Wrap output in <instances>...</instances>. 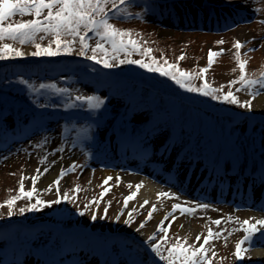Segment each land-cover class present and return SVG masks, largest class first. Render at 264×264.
<instances>
[{
	"label": "rangeland",
	"instance_id": "374dc122",
	"mask_svg": "<svg viewBox=\"0 0 264 264\" xmlns=\"http://www.w3.org/2000/svg\"><path fill=\"white\" fill-rule=\"evenodd\" d=\"M157 1L161 2L160 0ZM169 5L178 9L174 13V16L177 18L176 21L184 20L183 22L181 21L178 25H174L167 8ZM194 8L195 12L192 11ZM140 9L141 7L136 10L140 11ZM221 9L227 13L232 11L237 15L236 20L238 23L232 18H226L228 15L221 14V21L225 26L224 29L228 31H219L220 33L218 32V34L210 33L213 30L206 27L205 24H212L210 22L211 18L203 25L205 26L204 29H208L209 32H203L202 27L198 28L201 29V32L194 30L197 29L195 28L197 25H193L192 22L194 15L198 13V17L204 18L206 12L210 16L217 15ZM254 9H259V11L254 12ZM143 12V20L131 18L128 21L112 23L119 28L132 29L134 32H139L140 36L137 38L140 40L141 46L152 48V55L154 57L160 59L163 55L170 63H176L180 69L193 74L199 73L200 68L207 67L210 49L217 52L223 49L224 51L221 55L214 57V63L205 74L204 80L212 87L220 88L221 85H224L221 91L223 93H227L229 90L233 91L241 102L252 99V110L249 112L245 108L220 103L217 100L204 96L207 98L205 100L208 104L210 106H217L215 108L222 111V114L236 117L234 121L236 125L233 131L237 132V147L234 146V143L232 146L226 145L225 147V144L220 141V137L223 134L224 121L229 120L227 115L222 116L220 120L216 121L215 127L212 126V129H216L217 131L216 135L219 141H215L213 145L208 144L210 148H215L209 153L201 151L204 137L200 132L201 124L199 122H189L186 126L185 124L180 125L177 122V126L174 123V116L169 112L162 111L157 114L155 124L149 127L148 133L144 132L145 129H141L140 132L142 133H139L138 136L131 135V139L135 137L138 142L128 145L127 151L129 152L123 153L115 147L112 125L119 114H126V117L133 124L138 125L152 118L153 114L150 105L146 100V102L143 100L146 97L144 94L145 90L140 89L141 96L138 100L127 99L124 94H120L119 88L105 87L87 77V75H81L79 69H75V67L66 76L67 84L55 78L58 85L76 90L79 94L89 95L98 91V95L107 97L108 117L102 125H98L96 132L93 133L92 128L88 133H84L80 129L88 128L91 125L89 122L86 123L81 120V116L88 115V111H84L82 114L79 113V117H75L74 120L65 126H60L56 123L47 124L41 131L35 129L24 140L10 144L5 149L0 150V205H3V202L10 196L17 195L22 175L32 177L36 174L38 167L43 171L44 167L51 169L58 164L57 169L55 168L56 173L50 180H44V174L41 178L42 181L39 180L37 184L40 192L39 198L45 201L55 200L57 199L55 185H53L51 191L45 190L56 180L61 168L67 169L73 162L82 165V167L64 176L59 184L60 196L62 197L67 192L73 198L72 202L62 201L60 204L45 207L42 211L26 212L20 215L19 209L29 203H34L36 197L34 196L31 201L20 199L15 202L13 207L14 214L11 217H7L8 209L6 206L0 207V222L2 221V223L27 217L28 221H31L30 224L36 228V235L34 236L27 232V240L31 241L35 247L48 251L47 253L55 249L58 242L56 238H53L51 229L47 228L45 223L50 221V215L54 208H58L60 213H62L63 205H65L66 210H68L65 223L71 224L75 220L78 223L85 224V226L88 225L97 233L114 235L116 238V241L109 244V247L107 244L99 246L100 252L98 256H96V253L88 256L92 260L96 259V263L94 264H152L146 252H139L141 246L144 248L148 247L144 243L148 236L144 237L141 234L151 229L155 232L157 225L160 223V218L165 217L166 213L171 212L174 204L195 207V204L192 203L194 200L190 196L191 186L184 183L185 178H187L188 182L195 180L196 171L207 168L210 176H214L213 181H217L228 172L229 169L224 164L228 160L233 159L231 156L234 157L235 155L242 164L240 163V166L239 162L234 159L238 167L231 160V163H234L238 167H235V172L233 171L231 179L227 178V182L232 183V179L235 180L238 177L240 179L243 174L253 172L246 168L247 163L253 162V155H258L259 159L264 162V108L262 110L255 109L257 105L255 99L260 94L253 99L247 94L246 90L242 92L235 91L239 87V84H233L231 87L228 86L229 81L237 79L240 75L234 58L236 53L234 43L236 40L246 42L243 43L244 45L240 49V59L247 61L246 74L249 77H256L261 71H264V24L259 23L261 18L264 19V0H166L164 6L160 9V13L164 16L162 21L158 20L154 14H148L144 10ZM31 18L29 15H16L9 22H19L22 19L27 20ZM185 19L189 20L186 22ZM218 41H223V43L218 44ZM5 42L11 43L10 41ZM90 42L92 46H95V40H91ZM42 43L46 45L48 41L45 40ZM15 46L20 47L21 51L25 53L35 51V48L31 45L20 46L17 44ZM250 48L255 50L248 51ZM182 54L185 56V59L178 61L177 58ZM121 55L123 58V54ZM26 57L32 56L27 55ZM140 57V55L133 54L131 58L137 59ZM43 74L44 77L50 76L47 73ZM42 77V74L39 76L34 74L30 77V80L38 85ZM145 80L146 83L155 85V83L147 81V79ZM159 80L169 81L168 78ZM193 82L199 86L204 81L197 78ZM193 97L201 101L200 95H193ZM156 107L161 108L162 106L158 103ZM178 113L179 116L182 115L184 117L188 114L185 112V106H181ZM248 116L253 117V119L248 120ZM133 128L137 130L139 127L134 126ZM249 128L257 132V141L251 135L246 134L245 131ZM173 129L177 131L174 135L175 139H172V137L167 138L171 135V130ZM93 134L96 136L95 141L92 138L89 139ZM45 138H47V143L43 144L42 147H36ZM103 140L105 141L104 146L101 147ZM255 141L263 144L261 148L254 146ZM62 143L65 145V151H54ZM74 143L75 147H73ZM251 145L253 146V152L247 148V146ZM217 148H225V153H223V150L220 151ZM139 150L149 152L150 158L148 157L147 161L152 162L154 167L160 171H166L167 178L173 179L174 182H155L154 179L150 178L152 174L148 170H138L142 165H139V160H136V155H134L133 151ZM85 151L89 153L88 156L84 155ZM45 154H47V162L41 165L39 160ZM52 161H56V163L52 164ZM236 170L238 174H235ZM263 170L264 168L262 167L261 171L255 173L256 176L258 177ZM143 174L147 176V181L153 185L155 196L152 203L144 204L137 194L134 199L128 201L127 207H124V198L135 192L136 185L139 184L137 180ZM106 177H112L109 185L103 184ZM239 179L236 181L238 182ZM77 186L79 187V191H74ZM108 186H110L111 190L101 198L100 193ZM24 187L26 191L32 189L31 179L24 180ZM186 187L188 190L183 189ZM162 192L178 194L179 199L158 197V193ZM94 200L99 201V204H91L90 207L85 208V205ZM206 204L210 206L208 209H197L194 215H181L179 210H177L174 213L176 217L174 221L169 217L168 220L171 221V227L167 233V241L169 243H176L177 239L181 242L183 241L182 239L185 240L187 237L186 243L199 247V244L203 243V237L208 234L209 229L213 232H219L223 229L225 231L220 238L213 239L206 245L209 249L207 255L211 260V264H264V241L257 240L255 237L253 238L250 251L244 254L245 258L242 260L235 258V245L244 237L245 233L242 230L233 231V229L240 228V224L235 222V218H239L240 222L249 219L250 222L254 223L257 219L264 218V215L255 216L253 208L217 205L209 201H206ZM142 205L143 207H141ZM153 205H155L156 211L153 213L152 219L140 231H137L136 229L145 220ZM105 207L108 208L105 219L97 218L93 221L90 218L93 212L98 217L103 216L105 214ZM122 208L123 212H121ZM78 209L84 211L85 214L83 216L79 215ZM129 212L133 214V219L130 225H125L124 220L128 218ZM118 213H120V219L116 220L115 217ZM229 215L234 218L233 222H227ZM221 217L224 218L225 222L220 225L212 223V221ZM176 222L179 224L174 226ZM187 225L190 227L184 229V226ZM164 226L167 227L168 223ZM229 232L232 234L229 235ZM198 234L201 236L199 242L196 241ZM165 235L164 232L157 233L156 239L152 243L161 241ZM225 237H227L226 240ZM6 243V237L0 235V247L5 246ZM78 246V244H73L74 248H78ZM243 246L248 247V244ZM49 248L51 249L50 251ZM104 248L109 249L110 253H108V256H104ZM80 251L81 253L78 257H69L70 259L67 261V264H93L87 262V256L86 258L82 257L83 254H88L90 250L82 249ZM213 251L216 253L215 257L212 256ZM6 258L0 255V264H11ZM156 259L159 258L156 257ZM43 261L45 264H56L55 259L50 260L44 256ZM65 262L62 264H65Z\"/></svg>",
	"mask_w": 264,
	"mask_h": 264
},
{
	"label": "snow or ice",
	"instance_id": "6c2138e0",
	"mask_svg": "<svg viewBox=\"0 0 264 264\" xmlns=\"http://www.w3.org/2000/svg\"><path fill=\"white\" fill-rule=\"evenodd\" d=\"M132 0H0V60L8 59H23L27 55L32 57H59V56H72L76 55L82 57L87 61L92 62L94 65H101L105 69L117 68L121 65L129 64L136 65L141 69L149 73H156L162 77H166L171 80L180 89H183L190 93H198L205 97H210L212 100H217L229 105H236L240 108H245L249 112L252 110L253 100L241 102L233 91L229 90L227 93H223L220 88L210 86L205 80V74L212 67L214 63V57H217L223 53V49L219 52L209 50L208 52V65L205 68H200L199 73L193 74L185 70H181L176 63H170L163 55L160 59H157L152 55L153 49L150 47H142L140 40L137 38L140 36L139 32H134L132 29H123L115 26L111 23L114 19H130L133 15L141 20L144 19V12L132 13L129 11ZM259 11V9H254ZM20 15H29L32 18L27 20H20L19 22H9L11 18ZM259 23L264 24V19L259 20ZM47 40L45 45L42 42ZM95 40V46H92L89 42ZM10 41L11 43L5 42ZM41 41V42H37ZM218 44H222L223 41H218ZM243 43L236 40L234 48L236 49L235 61L239 68V77L235 80L229 81L228 86L233 84H239V87L235 89L236 92L247 91V94L253 99L264 91V71H261L256 77H249L246 74L247 61L240 59V49L243 47ZM31 45L35 48V51L25 53L21 51L20 47L15 45ZM54 45V47H53ZM78 45V47H77ZM250 48L248 51H254ZM91 53V54H89ZM123 54V58L122 55ZM140 55L142 59H133L132 55ZM147 57V60L143 59ZM179 60L185 59L182 54L177 58ZM162 61V62H161ZM235 71V69H233ZM201 79L204 81L199 86L194 84L195 79ZM19 82L27 87V90L36 95L42 94L45 90H51L55 95H67L69 99L64 101L62 106L65 109H80L88 111L95 115L106 105L107 97H101L97 94L83 95L79 94L76 90L68 87L58 86L55 81L41 82L38 85L34 82H30L23 78L19 79ZM34 103L40 108L44 107H59L61 105L40 104L38 100ZM94 125H89L88 128H81L80 131L88 133ZM91 137H89L90 139ZM47 143V138L42 140L36 145V147H42ZM75 147V143L73 144ZM54 151H65V145L62 143ZM85 156L89 153L85 151ZM47 154L43 156L39 163L41 165L46 164ZM56 161H52L55 164ZM82 167L73 162L67 169L61 168L60 173L53 184L48 186L45 191H51L53 185L56 187L57 199L51 201H45L39 198L40 192L37 188L38 181L44 174L49 171V167H44L43 171L38 167L36 174L32 177L21 176L17 195L10 196L3 202L2 206H6L8 209L7 217H11L14 214L13 207L17 200L28 199L31 201L35 196V202L29 203L25 207L19 209V214L23 215L26 212L42 211L45 207H51L53 204H60L62 201L72 202L73 198L68 195L67 192L60 196L59 184L60 181L68 173L75 171L77 168ZM31 179L32 189L25 190L24 180ZM112 177H106L103 181L104 185H109V181ZM119 179V178H117ZM254 179L260 183H264V172H261L258 177ZM141 184H137L136 188L139 190ZM131 187V185H129ZM111 190L110 186L105 187L104 191L100 193L103 198ZM79 191V187L74 189ZM137 192H132L129 196L124 198V207H127L129 200L134 199ZM158 197L175 198L179 199L178 194H172L168 192L158 193ZM149 201H145L144 204H148ZM188 203V202H185ZM195 207H185L181 204H174L172 211L165 214V217L157 225L156 231L148 236L144 243L150 248V251L155 254L161 261H165L166 264H211L207 253L209 249L206 247L213 239H218L223 235L225 230L219 232H213L209 229L208 234L203 237V243L199 244V247H194L189 244L185 247L184 244L179 242L167 249V255L163 254L161 243H152L156 239V235L159 232H164L166 235L171 227V221L168 218L171 217L172 221L176 219L174 213L179 210L181 215H194L197 209H208L210 206L204 203H195ZM91 204H99V201H91L85 205V208L91 206ZM143 207V205L141 206ZM156 211L155 205L148 212L147 217L142 221L139 227L136 229L140 231L147 222L152 219L153 213ZM108 208L105 207L104 215L98 217L95 212L92 213L91 219L94 221L97 218L105 219L107 216ZM123 212V208L121 209ZM78 214L83 216L85 213L78 209ZM116 220L120 219V213L115 217ZM133 219V214L129 212L128 218L124 220L125 225H130ZM168 221V226L165 227V222ZM234 218L229 215L227 222H233ZM225 222L221 217L212 223L220 225ZM235 222L240 224L239 229L242 230L245 235L236 243L234 256L237 260L245 258L244 254L250 251L253 238L264 231V218L257 219L254 223L249 219H245L242 222L239 218H235ZM232 233L229 232V235ZM201 236H196V241L199 242ZM227 237H225V240ZM187 240V237L185 238ZM248 244V247L243 245ZM212 256L215 257V251L212 252Z\"/></svg>",
	"mask_w": 264,
	"mask_h": 264
},
{
	"label": "trees",
	"instance_id": "16d2710c",
	"mask_svg": "<svg viewBox=\"0 0 264 264\" xmlns=\"http://www.w3.org/2000/svg\"><path fill=\"white\" fill-rule=\"evenodd\" d=\"M73 56V55H72ZM72 56H59V57H26V58H23V59H12V60H7V61H3L1 60L0 61V65H4V64H8V63H20V62H30V61H37L39 59H45L49 65L53 66V68H60L61 66H65L69 59L72 57ZM30 58V59H29ZM27 99L28 100H31L33 102H31L32 106L36 105V103H34L35 100H38L40 104H45V105H51V104H57V102H52L50 101V99H48V101H45V100H42L38 95L36 94H32L27 96ZM179 99V98H177ZM31 106V108H32ZM36 108L37 109H28L27 111H23L22 112L24 114L26 113H31L32 111L35 112V111H39L40 113H44L46 111L47 108H55V107H44V108H40L36 105ZM12 107L9 106V110H11ZM17 109L15 108L14 106V110ZM14 114L16 115V117L18 118H21V115L19 113V110H17L16 112H14Z\"/></svg>",
	"mask_w": 264,
	"mask_h": 264
},
{
	"label": "bare ground",
	"instance_id": "6f19581e",
	"mask_svg": "<svg viewBox=\"0 0 264 264\" xmlns=\"http://www.w3.org/2000/svg\"><path fill=\"white\" fill-rule=\"evenodd\" d=\"M247 4H249V3L247 2ZM249 9H251V7H249ZM243 37H244V35H243ZM255 100H256V103H257L255 109L256 110H262L264 108V106H263V104H264V93H262L258 97H256ZM58 166L59 165L57 164L56 167L53 166V168L49 169V171L44 175V177H45L44 180H46V181L47 180H50L54 176V174L56 173L55 168L57 169ZM40 181H42V179H40ZM137 181L139 182V184L142 185L139 190H137V188H135V192H137L139 199L142 200L143 202H145L146 200L149 201L148 204L152 203V201L154 199V196H155L154 193H153V185L151 183L147 182V181H142L141 179H139ZM163 218L164 217L160 218V221ZM168 221H166L165 224L168 223ZM178 224L179 223L176 222V223H174V226H177ZM188 225H190V224H188ZM188 225L187 226H184L185 227L184 229H186V227H190ZM145 232L146 233H142L141 235H143L144 237H147V236H149L153 232V229L147 230ZM147 238L145 240H147Z\"/></svg>",
	"mask_w": 264,
	"mask_h": 264
}]
</instances>
